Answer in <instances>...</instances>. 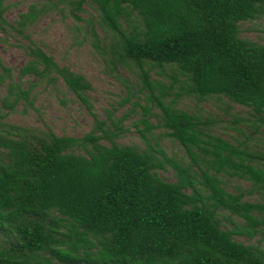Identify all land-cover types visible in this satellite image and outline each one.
Returning a JSON list of instances; mask_svg holds the SVG:
<instances>
[{"label": "trees", "instance_id": "obj_1", "mask_svg": "<svg viewBox=\"0 0 264 264\" xmlns=\"http://www.w3.org/2000/svg\"><path fill=\"white\" fill-rule=\"evenodd\" d=\"M61 5L77 20L84 6L97 13L96 49L144 94L132 104L144 111L145 145L119 143L126 117L100 119L91 83L42 46H28L19 79L0 57V264H264V43L241 31L264 0H46L15 26L0 0V33L25 37ZM30 76L62 79L93 129L77 138L7 122L34 106ZM152 116L184 157L161 147ZM231 180L250 188L233 192Z\"/></svg>", "mask_w": 264, "mask_h": 264}, {"label": "rangeland", "instance_id": "obj_2", "mask_svg": "<svg viewBox=\"0 0 264 264\" xmlns=\"http://www.w3.org/2000/svg\"><path fill=\"white\" fill-rule=\"evenodd\" d=\"M45 1L5 0V6H7L5 18L9 24L15 26L19 16L28 12L32 4L42 6ZM77 14L81 20L75 19L71 9L61 5L42 15L33 25L29 26L25 37L14 32L0 33V57L3 63L11 67L16 79H19L22 66L29 60L26 53L28 46L32 42L42 46L61 67H69L72 71L85 76L91 83L92 90L89 94L94 104V111L100 119H107L110 114L116 117H126L124 128L127 132L119 143L145 145L137 130L138 127L143 128L140 119L144 111L139 106L134 109L132 104L139 102L144 106V94L138 92L131 73L122 68L118 71L113 70L102 52L96 49L88 27L89 23H95L98 19L92 7L84 6V12ZM97 31L102 35L99 26H97ZM241 31L242 37L264 43V14L256 20L242 23ZM23 83L25 89L34 85L32 92L34 106L25 108L21 103L6 119L7 122L31 128L47 129L50 127L59 136L77 138L83 137L93 129L94 117L62 79L48 82L39 81L38 77L30 76L24 78ZM6 94L7 89L0 87V105ZM205 108L210 112L216 111V106H205ZM235 111L242 114L247 113V109L240 106H236ZM154 112L158 111L154 110ZM149 120L153 125H160L157 116H152ZM225 126L227 125H221L218 128L219 132L230 139L234 132ZM154 133L161 147L170 156L179 158L185 156L183 148L164 137V130L160 126L154 130ZM261 137L264 139V134ZM161 175L173 181L171 172H161ZM249 188V183L239 180L229 181V189L233 192L237 189L248 190ZM255 200L257 199L254 197ZM258 239L259 237L248 241L246 237H237V240L253 244H257Z\"/></svg>", "mask_w": 264, "mask_h": 264}]
</instances>
